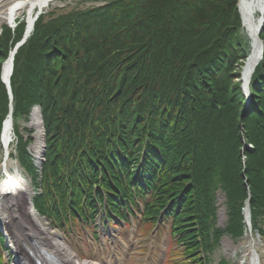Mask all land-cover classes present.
<instances>
[{
	"label": "trees",
	"instance_id": "obj_1",
	"mask_svg": "<svg viewBox=\"0 0 264 264\" xmlns=\"http://www.w3.org/2000/svg\"><path fill=\"white\" fill-rule=\"evenodd\" d=\"M237 2L106 0L40 16L15 55L11 83L16 121L42 107V175L31 137L17 132L41 214L64 225L106 205L110 217L127 219L135 190L149 195L144 218L156 221L168 207L191 263L205 264L224 234H243L250 192L254 228L263 232L264 58L246 106L236 80L248 54ZM18 21L0 35V128L10 103L2 65L26 29ZM246 143L253 149L243 151ZM219 186L229 211L224 230L216 227Z\"/></svg>",
	"mask_w": 264,
	"mask_h": 264
},
{
	"label": "bare ground",
	"instance_id": "obj_2",
	"mask_svg": "<svg viewBox=\"0 0 264 264\" xmlns=\"http://www.w3.org/2000/svg\"><path fill=\"white\" fill-rule=\"evenodd\" d=\"M58 3H61L60 0H0V30L3 23L15 22L23 12H27V30H29L33 26L37 11H44L51 4ZM263 10L264 0H240L243 31L250 40L252 50L250 60L248 59L245 63L241 75L245 86H247L250 74H252L262 50L257 34L260 26L259 18ZM10 63L11 60H8L3 70L5 79L10 74ZM27 125L36 128L35 142L31 144L30 150L39 165L42 152L45 151L44 145L47 144L46 125L42 112L35 110ZM13 136H15L14 124L8 121L4 127L0 144V147L2 144L7 147L6 153L0 156V225L7 230L8 244L15 252L21 253L18 254L14 264H36L21 246V243L24 242L29 247L28 244L31 241L28 233L32 234L35 240L32 249L37 250L40 257H43L40 250H44L55 256L60 264H115L112 260L109 262L82 260L80 254L62 232L52 228L48 221L38 217L32 211L28 203V195L31 193L30 181L23 174L19 163L10 155L9 146ZM18 216L24 222H18ZM223 242L231 255L236 257L237 252L241 254L242 264H264V241L254 237L250 230L246 231L238 242H233L229 238H225ZM114 256L117 259V264H124L123 255L118 253Z\"/></svg>",
	"mask_w": 264,
	"mask_h": 264
},
{
	"label": "rangeland",
	"instance_id": "obj_3",
	"mask_svg": "<svg viewBox=\"0 0 264 264\" xmlns=\"http://www.w3.org/2000/svg\"><path fill=\"white\" fill-rule=\"evenodd\" d=\"M103 1L104 0H60L61 3L51 4L50 7L43 12L48 13L56 11L58 14L66 13L73 8L82 9L88 6L100 5ZM27 16V12H23L16 19H23ZM3 25H6V23H3ZM22 119L23 118L18 120L19 125H17L19 126L17 128H19L21 132H23V128L26 126L25 120ZM29 121H31V118L28 119V122ZM28 132L35 134L36 128H31ZM12 140L9 147L13 152L16 144V136H13ZM1 155H3V148L0 149V156ZM24 175L27 176V174ZM138 204L142 207L141 200L138 201ZM103 212V210H99L96 215L90 218L93 219L95 217L93 221H87L86 223L74 222L63 229H57L55 227L57 224L53 218H49L48 222L55 230L63 233L84 260H103L104 257L112 259L114 256L113 252L123 255L125 258L124 264H145L147 260V264H177L178 261L184 259V257L179 254L183 246L179 245L175 237L171 234V221L169 218L152 231L150 230L151 228L146 229L148 224L141 225V214L137 209H135L137 217L134 219L131 218L128 224H122L118 220H115L112 224H108L103 220ZM226 219L227 216L223 220V225L226 223ZM261 226L263 227L264 224ZM252 233L254 237L264 241V233L260 235L254 230H252ZM226 237L232 239L229 236H225L224 239ZM240 238L241 237L233 239V242H238ZM223 241H221L220 245L217 246L211 254L210 264H219L222 259H225L228 264H242L240 261L241 254L237 252L238 255L236 257L231 255ZM0 254L4 257L6 261L5 264H13L17 256V253L8 244V241L5 248H0Z\"/></svg>",
	"mask_w": 264,
	"mask_h": 264
},
{
	"label": "water",
	"instance_id": "obj_4",
	"mask_svg": "<svg viewBox=\"0 0 264 264\" xmlns=\"http://www.w3.org/2000/svg\"><path fill=\"white\" fill-rule=\"evenodd\" d=\"M259 21H260V26H259V33L257 34L258 35V39H259V41H260V43H261V46H262V50H261V54H260V56H259V58H258V61L260 60V59H262V57H263V54H264V43H263V41H262V39L260 38V36H259V34L261 33V31H262V27H263V24H264V10H263V12L261 13V17L259 18ZM34 23V22H33ZM32 23V24H33ZM34 25V24H33ZM31 29H33V26H31ZM31 29H29V31L31 30ZM28 35H26L25 36V38L23 39V41H22V43L26 40V37H27ZM21 45V43L20 44H18V46L17 47H19ZM17 47H16V49L14 50V52L10 55V58H9V60H11V63H10V74H9V76L7 77V79H5L7 82H9L10 81V75L12 74V70H13V60H14V55L13 54H15L16 53V50H17ZM13 55V56H12ZM250 56H251V54H250ZM250 56L248 57V59L250 60ZM257 61V62H258ZM250 76H251V74H250ZM250 78V77H249ZM245 89H246V91L248 92V85L245 87ZM12 109V108H11ZM34 110H39L40 112H41V107L39 106V107H35L34 108ZM9 120L11 121V119H12V117H11V115L9 116ZM44 152H42V157H41V161H40V165L42 166V164H43V162L45 161V156H46V151H47V146H46V144L44 145ZM28 203H29V199H28Z\"/></svg>",
	"mask_w": 264,
	"mask_h": 264
}]
</instances>
